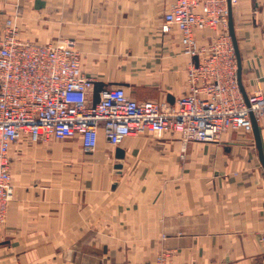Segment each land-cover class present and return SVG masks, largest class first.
<instances>
[{
    "label": "crops",
    "instance_id": "1",
    "mask_svg": "<svg viewBox=\"0 0 264 264\" xmlns=\"http://www.w3.org/2000/svg\"><path fill=\"white\" fill-rule=\"evenodd\" d=\"M172 2L0 0V31L12 19L23 40L72 39L95 83L174 104L189 91L191 59L177 27L162 31ZM232 16L243 95L264 93V0H233ZM221 31L196 37L208 45ZM259 128L264 152V118ZM21 141L28 151L31 141ZM11 175L0 264H99L103 253L111 264H155L165 251L169 264H264V168L253 132L230 129L213 143L147 132L114 146L101 130L91 153L77 134L21 156Z\"/></svg>",
    "mask_w": 264,
    "mask_h": 264
},
{
    "label": "built area",
    "instance_id": "2",
    "mask_svg": "<svg viewBox=\"0 0 264 264\" xmlns=\"http://www.w3.org/2000/svg\"><path fill=\"white\" fill-rule=\"evenodd\" d=\"M229 6L230 0H173L169 5L162 31L177 27L191 59L189 91L174 104L139 102L117 86L104 88L94 105L95 80L83 73L75 41L23 40L8 19L0 31V224L15 193L10 150L22 138L40 143L79 134L83 150L91 153L101 130L114 146L147 132L204 143L218 142L230 129L253 132V117L264 118V93L246 99L240 88ZM221 28L208 45L199 43L197 30Z\"/></svg>",
    "mask_w": 264,
    "mask_h": 264
},
{
    "label": "water",
    "instance_id": "3",
    "mask_svg": "<svg viewBox=\"0 0 264 264\" xmlns=\"http://www.w3.org/2000/svg\"><path fill=\"white\" fill-rule=\"evenodd\" d=\"M229 32L230 35L233 39V43L235 46L236 54H237V59H238V79H239V84L242 92H244V87L242 83V60H241V55L239 51V46L237 42V37L235 34V29H234V23H233V16H232V4L230 0V6H229ZM197 60V58H196ZM104 89V85L102 83H95V88H94V94H93V104L96 105L100 101V93ZM246 99L248 97H245ZM253 133L256 139V145L259 150V156L260 160L262 163V166L264 168V152H263V146H262V139H261V134H260V128H259V121L253 117ZM116 155L118 158H123L125 156V151L122 148H117L116 150Z\"/></svg>",
    "mask_w": 264,
    "mask_h": 264
},
{
    "label": "rangeland",
    "instance_id": "4",
    "mask_svg": "<svg viewBox=\"0 0 264 264\" xmlns=\"http://www.w3.org/2000/svg\"><path fill=\"white\" fill-rule=\"evenodd\" d=\"M47 143H49V141L40 142V143L25 142V145L27 146V150H28L26 152H21L19 149L20 145H24L22 141L20 143H17V145H14L10 150L11 168L15 160H18V158H20L23 155L32 156V155L40 154L41 149H45V145ZM6 221H7V214H6V220L4 221V223L0 224V228H3V226L6 224ZM169 256H170L169 252H166V251L161 252L160 254L157 255L156 259L154 260V263L155 264H163V263L169 264ZM111 263H112V258L109 255H107L106 253L99 254V264H111Z\"/></svg>",
    "mask_w": 264,
    "mask_h": 264
}]
</instances>
